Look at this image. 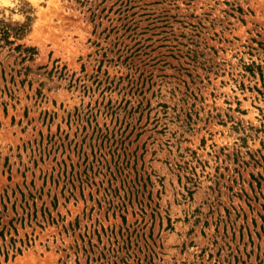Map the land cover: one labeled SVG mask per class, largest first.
<instances>
[{"label":"rangeland","instance_id":"374dc122","mask_svg":"<svg viewBox=\"0 0 264 264\" xmlns=\"http://www.w3.org/2000/svg\"><path fill=\"white\" fill-rule=\"evenodd\" d=\"M11 4L0 264H264V0Z\"/></svg>","mask_w":264,"mask_h":264},{"label":"clouds","instance_id":"9594fccd","mask_svg":"<svg viewBox=\"0 0 264 264\" xmlns=\"http://www.w3.org/2000/svg\"><path fill=\"white\" fill-rule=\"evenodd\" d=\"M36 0H33V3H35ZM4 5H11V6H14L11 4V0H0V6H4ZM15 19L17 20H20L21 22H23V17L21 16H17L15 17Z\"/></svg>","mask_w":264,"mask_h":264}]
</instances>
